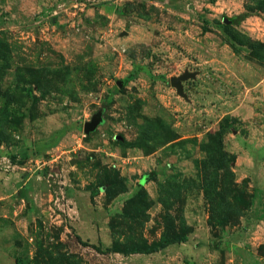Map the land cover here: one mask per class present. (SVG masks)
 Here are the masks:
<instances>
[{"label":"rangeland","instance_id":"rangeland-1","mask_svg":"<svg viewBox=\"0 0 264 264\" xmlns=\"http://www.w3.org/2000/svg\"><path fill=\"white\" fill-rule=\"evenodd\" d=\"M0 264H264V0H0Z\"/></svg>","mask_w":264,"mask_h":264},{"label":"trees","instance_id":"trees-1","mask_svg":"<svg viewBox=\"0 0 264 264\" xmlns=\"http://www.w3.org/2000/svg\"><path fill=\"white\" fill-rule=\"evenodd\" d=\"M79 242H82L80 240V237L76 236ZM187 240V234L181 233L179 235H173V236H162L160 237L159 241L157 243L150 244L149 246H143L139 248H129V249H119L118 247L112 246V247H106L104 249L105 252H122V253H133V252H139V253H151L154 251H157L159 248L165 247L166 245L170 243H176V242H184ZM92 247L95 248L97 251H101L98 246H95L92 244Z\"/></svg>","mask_w":264,"mask_h":264},{"label":"water","instance_id":"water-1","mask_svg":"<svg viewBox=\"0 0 264 264\" xmlns=\"http://www.w3.org/2000/svg\"><path fill=\"white\" fill-rule=\"evenodd\" d=\"M190 74L188 72H184L178 76H174L170 78V84L177 88V91L180 93L182 90L181 81L189 77ZM88 124L85 125V130H88Z\"/></svg>","mask_w":264,"mask_h":264}]
</instances>
